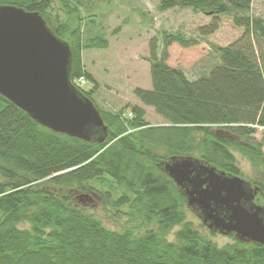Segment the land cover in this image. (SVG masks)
Wrapping results in <instances>:
<instances>
[{
    "label": "trees",
    "instance_id": "trees-1",
    "mask_svg": "<svg viewBox=\"0 0 264 264\" xmlns=\"http://www.w3.org/2000/svg\"><path fill=\"white\" fill-rule=\"evenodd\" d=\"M52 1L65 9L67 20L48 17ZM251 2L159 1L160 11L189 7L213 18L229 16L244 29L238 42L216 47L220 62L195 80L166 63L170 44L189 47L194 42L163 30L158 57L156 41H150L151 89L136 88L133 94L154 109L162 125L146 124L139 106L131 108L134 117L124 123L121 113L96 105L92 88L79 87L108 129L105 142H90L51 131L0 94V264H264V245L237 238L219 247L186 221V196L163 170L171 157H190L239 175L237 152L264 171V56L256 52L264 45V18L250 14ZM0 4L41 14L69 44L70 79L92 82L82 65V50L105 48L107 41L98 34L82 37L76 4ZM214 127L229 130L235 138L218 136ZM258 128L260 140L254 137ZM259 187L264 199V186ZM87 191L135 224L107 227L77 201ZM24 223L27 227L19 226ZM175 227L170 241L167 236Z\"/></svg>",
    "mask_w": 264,
    "mask_h": 264
},
{
    "label": "rangeland",
    "instance_id": "rangeland-1",
    "mask_svg": "<svg viewBox=\"0 0 264 264\" xmlns=\"http://www.w3.org/2000/svg\"><path fill=\"white\" fill-rule=\"evenodd\" d=\"M78 6L81 15V35L84 39L102 35L106 41L105 48L84 49L81 53L82 65L92 76L82 86L86 91L93 89L92 98L104 111L121 113L124 123L134 117L131 108L139 106L145 114L143 120L149 126L164 123L150 106H144L135 97L136 88L151 89L149 43L155 39L157 53L160 57L163 50L161 32L181 33L194 45L181 47L170 44L166 63L180 68L190 80H195L208 72L220 62L216 47H226L238 42L244 29L233 24L231 17L212 15L194 11L189 7H173L165 11L158 9L160 0H69ZM49 18L67 20L68 14L57 1H52ZM250 14L264 18V0H252ZM48 18V19H49ZM216 26L211 32L212 26ZM202 28H205L202 31ZM256 49V47H255ZM264 56V45L256 49ZM219 127H214L215 131ZM130 131V129H128ZM254 137L260 140L262 129L258 128ZM264 152V147H263ZM239 175L255 185L264 186V171L257 169L237 152H234ZM86 197L77 198L82 206L99 217L109 228L118 230L123 226L133 225L128 216L109 209V205L100 204L99 195L87 191ZM78 197V196H77ZM263 205L264 199L257 194L256 201ZM186 221L193 223L201 233L209 237L217 246L222 247L238 238L235 233H221L204 221L201 210L186 204L184 206ZM27 227V224H20ZM175 227L167 236L174 239Z\"/></svg>",
    "mask_w": 264,
    "mask_h": 264
},
{
    "label": "water",
    "instance_id": "water-1",
    "mask_svg": "<svg viewBox=\"0 0 264 264\" xmlns=\"http://www.w3.org/2000/svg\"><path fill=\"white\" fill-rule=\"evenodd\" d=\"M70 69L68 42L41 14L0 4V94L51 131L103 143L107 126L93 101L71 82ZM215 133L235 138L223 129ZM163 170L213 230L264 245V204L255 202L259 187L196 158L171 157Z\"/></svg>",
    "mask_w": 264,
    "mask_h": 264
},
{
    "label": "flooded vegetation",
    "instance_id": "flooded-vegetation-1",
    "mask_svg": "<svg viewBox=\"0 0 264 264\" xmlns=\"http://www.w3.org/2000/svg\"><path fill=\"white\" fill-rule=\"evenodd\" d=\"M225 131H227L226 129H225ZM237 176H240V175H237ZM241 177V176H240ZM243 178V177H242ZM245 179V178H244ZM250 182V181H249ZM251 183V182H250ZM252 184V183H251ZM252 186L253 187H259L258 185H255V184H252ZM260 187H259V189L257 190V193H260ZM257 196V195H256ZM255 201H256V197H255ZM257 203V202H256ZM221 213H224V210H219ZM210 225V224H209Z\"/></svg>",
    "mask_w": 264,
    "mask_h": 264
},
{
    "label": "built area",
    "instance_id": "built-area-1",
    "mask_svg": "<svg viewBox=\"0 0 264 264\" xmlns=\"http://www.w3.org/2000/svg\"><path fill=\"white\" fill-rule=\"evenodd\" d=\"M85 82L84 78H79L78 80H76L77 84H83Z\"/></svg>",
    "mask_w": 264,
    "mask_h": 264
}]
</instances>
